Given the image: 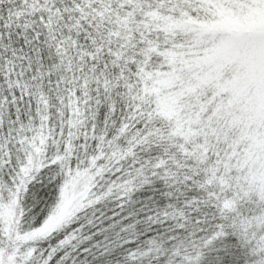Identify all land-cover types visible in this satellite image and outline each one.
Here are the masks:
<instances>
[{
    "label": "snow or ice",
    "instance_id": "obj_1",
    "mask_svg": "<svg viewBox=\"0 0 264 264\" xmlns=\"http://www.w3.org/2000/svg\"><path fill=\"white\" fill-rule=\"evenodd\" d=\"M0 264H264V0H0Z\"/></svg>",
    "mask_w": 264,
    "mask_h": 264
}]
</instances>
